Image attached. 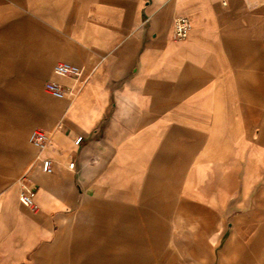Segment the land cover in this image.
Masks as SVG:
<instances>
[{
    "label": "crops",
    "instance_id": "0c3cea01",
    "mask_svg": "<svg viewBox=\"0 0 264 264\" xmlns=\"http://www.w3.org/2000/svg\"><path fill=\"white\" fill-rule=\"evenodd\" d=\"M0 264H264V0H0Z\"/></svg>",
    "mask_w": 264,
    "mask_h": 264
},
{
    "label": "built area",
    "instance_id": "2783aa9c",
    "mask_svg": "<svg viewBox=\"0 0 264 264\" xmlns=\"http://www.w3.org/2000/svg\"><path fill=\"white\" fill-rule=\"evenodd\" d=\"M225 4L227 2H224ZM191 30V20L187 16H179L174 20V37L178 39L186 38L189 35V32ZM59 70L66 74L71 75L73 74V69L69 64H62L59 66ZM46 89L49 93L57 96H64L66 94H70L71 91H68L67 89H64L61 85L50 82L46 84ZM83 137L80 136L76 139V144H80L82 142ZM50 134L49 132L43 130V129H34L30 134V142L36 146L40 153H43L46 151L50 146ZM52 167V159L50 157H45L43 159V169L44 171L48 172L50 171ZM70 168L75 167V163L72 162L69 164ZM34 192L33 191H27L24 192L22 195L23 202L28 205L29 207L35 208V202L33 199Z\"/></svg>",
    "mask_w": 264,
    "mask_h": 264
},
{
    "label": "rangeland",
    "instance_id": "374dc122",
    "mask_svg": "<svg viewBox=\"0 0 264 264\" xmlns=\"http://www.w3.org/2000/svg\"><path fill=\"white\" fill-rule=\"evenodd\" d=\"M46 96H47V94H45ZM32 129V128H31ZM31 129H30V131H31Z\"/></svg>",
    "mask_w": 264,
    "mask_h": 264
}]
</instances>
